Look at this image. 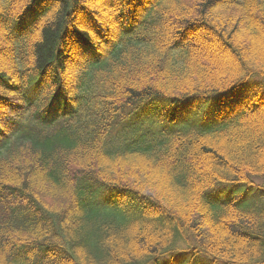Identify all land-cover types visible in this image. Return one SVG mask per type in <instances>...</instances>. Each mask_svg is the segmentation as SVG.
I'll list each match as a JSON object with an SVG mask.
<instances>
[{"label": "trees", "instance_id": "16d2710c", "mask_svg": "<svg viewBox=\"0 0 264 264\" xmlns=\"http://www.w3.org/2000/svg\"><path fill=\"white\" fill-rule=\"evenodd\" d=\"M203 261L264 264V0H0V264Z\"/></svg>", "mask_w": 264, "mask_h": 264}, {"label": "rangeland", "instance_id": "374dc122", "mask_svg": "<svg viewBox=\"0 0 264 264\" xmlns=\"http://www.w3.org/2000/svg\"><path fill=\"white\" fill-rule=\"evenodd\" d=\"M206 44V43H205ZM204 44V47H207ZM210 48H208V53L209 55L214 58L218 63L219 62H223L224 60V52L216 47V45L214 46L212 43L209 44ZM255 91V89L251 92H249L250 94H252L253 92ZM192 107V106H191ZM193 108V107H192ZM223 187H230V186H221V187H216V188H213L211 189L210 191H208V194L209 196L214 199V200H219V201H230V200H233L234 198H236L238 196V194H242V195H245L243 194V191L241 190V193H240V188L239 187H236V188H239L238 190H232V188H235L234 186H231L232 188H230V190L227 188V189H220V188H223ZM248 192H252V191H248ZM223 197H229V198H223ZM186 261L185 262H188L187 259H185ZM202 264H208L207 262H202Z\"/></svg>", "mask_w": 264, "mask_h": 264}]
</instances>
